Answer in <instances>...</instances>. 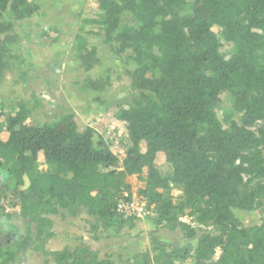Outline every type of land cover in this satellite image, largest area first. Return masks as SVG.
Returning <instances> with one entry per match:
<instances>
[{
  "label": "trees",
  "instance_id": "16d2710c",
  "mask_svg": "<svg viewBox=\"0 0 264 264\" xmlns=\"http://www.w3.org/2000/svg\"><path fill=\"white\" fill-rule=\"evenodd\" d=\"M187 1L97 0L99 18L89 20L103 26L104 37L117 40L120 50L134 48L139 56L134 82L154 95L114 113L126 124L130 143L121 168L114 153L94 146L93 129H80L71 113L31 125L28 109L19 103L15 115L6 118L7 137L0 136V178L5 180L0 200L9 191L26 226L17 232L0 202V264L13 263L26 247L51 256L55 264H111L84 244L46 250L53 222L45 214L82 206L102 228L119 226L124 220L116 205L130 190L129 177L143 174L139 192L152 207L157 227L179 230L190 239L196 230L182 218L195 217L215 232H202L195 248L151 236L150 248L134 264H175L173 254L191 256L195 264H264V182L259 180L264 178V0H192L193 14H181ZM36 9L31 0H0V15L8 10L14 19ZM123 11L135 20V30L116 32ZM12 30L10 20L0 19V78ZM219 36L233 45L227 57L219 51ZM80 38L74 36L77 58L90 68L98 62L97 53ZM222 90L243 112L240 125L231 130L221 126L214 111ZM256 122L261 124L255 132ZM160 154L171 168L167 175L157 167ZM40 155L52 171L37 170ZM172 187L181 191L175 201ZM233 209H259L261 223L245 227ZM216 250L220 255L213 260Z\"/></svg>",
  "mask_w": 264,
  "mask_h": 264
},
{
  "label": "rangeland",
  "instance_id": "374dc122",
  "mask_svg": "<svg viewBox=\"0 0 264 264\" xmlns=\"http://www.w3.org/2000/svg\"><path fill=\"white\" fill-rule=\"evenodd\" d=\"M31 1L37 5V9L28 17L14 19L8 10L0 15V19L13 23L12 40L5 43L6 67L0 78V110L3 112L0 118L1 138L7 137L5 120L15 115L19 103H23L28 109L26 123L31 125L53 123L61 115L71 113L80 129L87 126L93 129L94 146L114 153L118 159L116 167L121 168L126 148L130 143L126 124L116 120L114 113L122 107L133 106L139 97L154 98L152 92L140 88L134 82L133 74L139 64L137 52L132 46L120 50L117 40L114 38L108 40L104 37L103 26L89 21L99 18L97 0ZM193 11L192 0H188L187 6L180 13L193 14ZM136 27L130 13L123 11L119 14L116 32L126 28L135 30ZM212 30L215 33L219 31L216 26H213ZM76 34L81 36L80 40L87 48L93 47L96 50L98 62L90 68L82 66L77 58L74 42ZM3 37L4 35H0V38ZM218 39L220 53L225 57L229 56L232 43L223 40L221 36ZM262 60L264 62V56ZM91 82H95L97 87L90 86ZM233 103L234 98L229 91L222 90L219 93V102L214 111L225 130H231L234 125L241 123L240 117L243 112L234 109ZM260 124L261 122L254 123L251 130L256 132ZM156 164L163 175L170 173L171 168L164 161L162 154L157 157ZM36 168L39 171L53 169L52 166L43 163L41 155ZM141 177L135 175L129 177V191L136 196H141L139 191L144 187L145 175ZM259 180L264 182V178ZM4 183L5 180L0 178V188L5 187ZM170 194L175 201L181 196V191L172 187ZM5 195L0 202L10 215L9 224L14 226L17 232L22 233L26 222L19 215L17 200L7 190ZM145 203L147 211L144 216L122 218L124 222L121 225L106 229L97 221L96 224H92L82 218L77 222L68 220L67 216L70 212H75V206L69 210L59 209L57 214L45 215L56 221L55 227L53 224L51 227L53 236L56 237L61 229L63 231L60 233L61 238L55 240L57 241L55 247L73 248V245L82 241L84 235L86 242L97 250L99 257L109 259L111 264H134L137 256L150 248L151 236L170 245L179 247L190 245L195 248L202 232H215V228L209 223L200 225L195 217H183L182 220L190 223L196 230L193 238L185 240L179 230L171 231L167 228L164 230L168 236L165 231H159L157 237L156 230L165 227L155 225L154 211L147 207L146 199ZM232 212L245 227L261 223L262 215L259 209L254 211L233 209ZM92 225H96V228L92 229ZM48 251H51L50 247ZM168 252L169 249H166V253ZM219 255L220 251L216 250L213 260H217ZM172 257L175 264H195L191 256L179 258L173 254ZM10 264L55 263L51 256L46 257L42 252L32 251L26 247Z\"/></svg>",
  "mask_w": 264,
  "mask_h": 264
},
{
  "label": "built area",
  "instance_id": "2783aa9c",
  "mask_svg": "<svg viewBox=\"0 0 264 264\" xmlns=\"http://www.w3.org/2000/svg\"><path fill=\"white\" fill-rule=\"evenodd\" d=\"M122 197L116 205V213L121 218L130 216H144L146 214V203L144 197L136 196L130 191H124ZM152 209V207L150 208Z\"/></svg>",
  "mask_w": 264,
  "mask_h": 264
},
{
  "label": "crops",
  "instance_id": "0c3cea01",
  "mask_svg": "<svg viewBox=\"0 0 264 264\" xmlns=\"http://www.w3.org/2000/svg\"><path fill=\"white\" fill-rule=\"evenodd\" d=\"M132 176H134V175H132ZM51 218V220H52V222H53V225H54V227H55V225H56V221H55V219L54 218H52V217H50ZM67 218H68V220H73V222H77V221H81L80 219L82 218V219H85V222H91L92 224H96V221H97V218L95 217V216H93V215H91V214H89L88 213V211H87V209L85 208V207H82V206H78L77 208H76V210H75V214H74V216H67ZM85 222H84V224H85ZM98 222V221H97ZM164 229H166V227L165 228H158L157 230H156V236L158 237L159 235H158V233H159V231H165ZM168 229V228H167ZM54 230V229H53ZM53 232H55V231H53ZM61 232H63L62 231V229L60 230V233ZM166 233H167V231H165ZM60 233L58 234H56V237L55 236H52L49 240H48V242L46 243V246H45V248L48 250V248L50 247V249H51V251L52 250H60V249H62V248H59V247H55V246H57V241H55L56 239L58 240V239H60L61 238V235H60ZM167 236H168V233H167ZM180 238V237H179ZM182 238L183 239H185L186 240V238H184L183 236H182ZM191 239V238H190ZM187 240H189V239H187ZM82 242H84L85 244L84 245H86V246H88V248H90V249H92V250H95V249H93L92 248V246L90 245V244H88V242H86V238L84 237V235H83V239H82V241H80V242H78L77 244H75V245H73V247H75V246H78V245H80V244H83ZM72 246V245H71ZM52 247H54V248H52ZM95 251H97V250H95Z\"/></svg>",
  "mask_w": 264,
  "mask_h": 264
}]
</instances>
